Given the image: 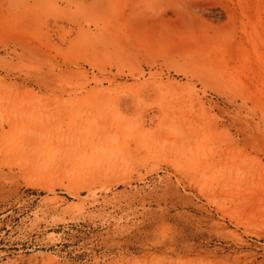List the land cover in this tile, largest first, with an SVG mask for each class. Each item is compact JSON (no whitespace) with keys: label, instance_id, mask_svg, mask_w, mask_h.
Returning a JSON list of instances; mask_svg holds the SVG:
<instances>
[{"label":"rangeland","instance_id":"374dc122","mask_svg":"<svg viewBox=\"0 0 264 264\" xmlns=\"http://www.w3.org/2000/svg\"><path fill=\"white\" fill-rule=\"evenodd\" d=\"M0 264H264V0H0Z\"/></svg>","mask_w":264,"mask_h":264}]
</instances>
